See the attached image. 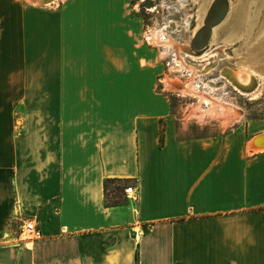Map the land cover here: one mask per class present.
Listing matches in <instances>:
<instances>
[{
	"label": "crops",
	"instance_id": "0c3cea01",
	"mask_svg": "<svg viewBox=\"0 0 264 264\" xmlns=\"http://www.w3.org/2000/svg\"><path fill=\"white\" fill-rule=\"evenodd\" d=\"M117 1L0 9V264H264V119L187 134Z\"/></svg>",
	"mask_w": 264,
	"mask_h": 264
},
{
	"label": "rangeland",
	"instance_id": "374dc122",
	"mask_svg": "<svg viewBox=\"0 0 264 264\" xmlns=\"http://www.w3.org/2000/svg\"><path fill=\"white\" fill-rule=\"evenodd\" d=\"M32 1L35 0H0V9H11L12 5L17 3L52 10L50 6L34 4ZM67 1L59 0L55 9L62 8ZM241 1L246 12L243 20H248L247 15L248 18L253 17L248 30L245 26L238 28L237 17L230 13V17L225 22V28L216 33L214 46L207 54L194 59L180 52L177 53L183 56L182 60L188 68L186 66L183 68L180 62H175L173 48L164 54L165 49L161 45L159 47V44L153 40H149L151 37L149 34L157 31L160 41H165L170 37L176 44H188L192 35L191 31L196 26L195 14L198 2L194 3L192 0H118L116 3L117 16L113 18L112 26L123 28L127 42L139 50L141 54L139 64L142 65L143 75L151 82L150 89L167 99L172 114L177 118L183 117L184 122H187V134L191 136L213 134L226 128L228 130L229 126L238 120L264 119V86H261L257 98L251 99L249 96L234 92L228 84L223 83L224 80L220 76L216 75L223 68L236 70L242 62L249 64L250 67H256L261 75H264V48L259 54L256 47V43L264 35V0ZM222 31H224L223 39L219 36ZM250 54L254 57V60L251 59V64L248 63ZM164 79L187 81L195 92L209 94L220 102L222 101L225 106L228 105L226 106L227 113L215 115L211 111L210 116H205L203 121L189 119L190 112L189 116L185 112L198 104L205 108L204 104L200 103L201 101L199 102L198 97L194 95L187 96L167 89L163 83ZM214 84L221 85L220 88L217 87L218 91L213 90ZM127 186L126 183L107 184L106 203L125 205L124 188Z\"/></svg>",
	"mask_w": 264,
	"mask_h": 264
},
{
	"label": "bare ground",
	"instance_id": "6f19581e",
	"mask_svg": "<svg viewBox=\"0 0 264 264\" xmlns=\"http://www.w3.org/2000/svg\"><path fill=\"white\" fill-rule=\"evenodd\" d=\"M58 1L59 0H35L32 2L34 4L37 3L38 5L50 6L52 9H55L57 8ZM192 2H198V6L197 12L195 14L196 26L194 25L195 27L191 31L192 35L188 44H176V42H174V40L172 41L170 37L165 41H160L158 39L157 31L156 33L151 32V34H149V36H151L149 37V40H153L156 44H159V47L161 45V47L165 49L164 54L169 49L173 48V51L175 52L174 56L176 57L175 62H180V66H182L183 68H188V66H186L183 62V56L181 57V55L179 56V54L177 53L180 52L182 55L194 59H198L207 54V52L210 51V49L214 46L213 43L215 41V38H217L216 33L225 28V22L228 17H230V13H233L234 16L237 17L236 20L238 28L245 26L248 30V26L251 25L253 21V17L251 16L250 18H248V15V20H243L246 12L244 9V5H241V0H234L233 2L231 0H192ZM223 32L224 31H222L219 36L222 37ZM260 38L261 39H259L256 43L257 52L259 54L264 48V35H262ZM193 39L195 40L191 45V41ZM253 54H250L248 58L250 59L248 60V63L250 64L251 59L254 60ZM248 65L249 64L242 62V64L236 70L231 68L224 70L223 75L226 78H223V80L225 81H223V83L228 84L234 92L239 93L240 95L249 96L251 97V99H256L261 91V86H264V75H261L260 70H257L256 67H250ZM163 83L165 84V87L167 89L179 94L182 93L187 96L194 95L198 97L199 102L201 101L200 103L207 105L206 108L199 106V104L196 106L194 105V107L190 109V116L200 117L207 111H212L215 115L221 112L223 114L227 113L226 110L228 109L226 106L228 105L225 106L222 101L220 102V100L213 98L209 94H201L199 93V91L195 92L194 90H192L190 84L187 81L183 82L178 79H164ZM213 86V90H217V87L221 85L214 84ZM256 136H254L253 138H255ZM253 138L250 141L251 148L254 151L264 150V138L260 139L257 142H255Z\"/></svg>",
	"mask_w": 264,
	"mask_h": 264
},
{
	"label": "built area",
	"instance_id": "2783aa9c",
	"mask_svg": "<svg viewBox=\"0 0 264 264\" xmlns=\"http://www.w3.org/2000/svg\"><path fill=\"white\" fill-rule=\"evenodd\" d=\"M212 83V82H211ZM215 90V89H214ZM218 91V90H215ZM204 106L206 107L207 105L204 104ZM124 194L126 195V197H129L133 194V187L132 186H127L124 188ZM22 231L27 232V234H31L34 238L39 237L40 233L39 231H37L34 227L33 224H31L30 222L23 224L22 226ZM141 235V234H139Z\"/></svg>",
	"mask_w": 264,
	"mask_h": 264
},
{
	"label": "water",
	"instance_id": "95a60500",
	"mask_svg": "<svg viewBox=\"0 0 264 264\" xmlns=\"http://www.w3.org/2000/svg\"><path fill=\"white\" fill-rule=\"evenodd\" d=\"M194 40H195V39H193V40L191 41V45H192V43L194 42ZM224 70H226V69H225V68L222 69L220 74H221V76H222L223 78H226V77L223 75ZM262 138H264V133L261 134V135L256 136L255 138H253V140H254L255 142H257V141H259V140L262 139ZM251 150H252V149H251ZM252 151H253V150H252Z\"/></svg>",
	"mask_w": 264,
	"mask_h": 264
},
{
	"label": "trees",
	"instance_id": "16d2710c",
	"mask_svg": "<svg viewBox=\"0 0 264 264\" xmlns=\"http://www.w3.org/2000/svg\"><path fill=\"white\" fill-rule=\"evenodd\" d=\"M163 131H162V129H161V131H160V138H159V143H160V145H162V140H163ZM112 184V183H115L114 181H107L106 183H105V189L107 190V184ZM118 185H120V183L118 184Z\"/></svg>",
	"mask_w": 264,
	"mask_h": 264
},
{
	"label": "flooded vegetation",
	"instance_id": "af4514ba",
	"mask_svg": "<svg viewBox=\"0 0 264 264\" xmlns=\"http://www.w3.org/2000/svg\"><path fill=\"white\" fill-rule=\"evenodd\" d=\"M224 69V68H223ZM212 70H213V68H212ZM221 70L220 71H218V73L216 74L217 76H220L221 74ZM222 79H223V77L222 76H220Z\"/></svg>",
	"mask_w": 264,
	"mask_h": 264
}]
</instances>
